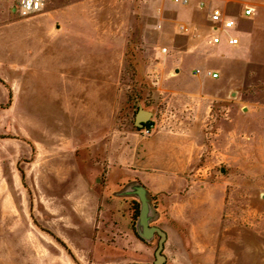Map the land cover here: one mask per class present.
I'll list each match as a JSON object with an SVG mask.
<instances>
[{
	"label": "rangeland",
	"instance_id": "374dc122",
	"mask_svg": "<svg viewBox=\"0 0 264 264\" xmlns=\"http://www.w3.org/2000/svg\"><path fill=\"white\" fill-rule=\"evenodd\" d=\"M14 6L0 0V264H155L152 227L166 236L163 264H264V79L221 64L227 95L211 107L200 160L181 178L140 176L168 183L153 189L122 161L128 133L141 113L168 110L159 72L212 70L216 47L186 64L167 0H44L33 15ZM64 8L73 12L59 19ZM60 22L84 25L85 37L47 32L38 47L37 26ZM112 55L113 125L81 108L106 81L67 70Z\"/></svg>",
	"mask_w": 264,
	"mask_h": 264
},
{
	"label": "crops",
	"instance_id": "0c3cea01",
	"mask_svg": "<svg viewBox=\"0 0 264 264\" xmlns=\"http://www.w3.org/2000/svg\"><path fill=\"white\" fill-rule=\"evenodd\" d=\"M167 2L170 10L174 13L172 21L177 25L175 29L182 35L185 42L182 52L184 62L189 64L201 50L204 51L207 47H216L217 57L211 61L217 66H214V69L210 71L218 72L219 77L213 79L206 75V71L209 69L204 71L175 69L173 72H159L156 75L157 83L166 86L159 91L163 93L162 100L169 111H159V115L153 111L148 112L147 122L152 123L151 135L146 137L148 138L146 141H141L138 144L135 143L132 136L141 134L140 128L136 127L135 132L130 130L127 137L129 142L125 143L126 149L122 151V161L128 169V174L132 176V180H140L153 189H158L161 185L168 183L166 181L158 182L159 178L153 177L154 182L148 185V182L141 179L140 176L149 173L152 174L149 176L157 174L159 177L176 176L181 178L189 175V172L200 160L201 148L207 135L206 129L210 124L211 107L215 103H222L227 95L226 87L219 82L222 73L221 64L231 63L235 69L243 65L247 66L249 70L244 68L243 72L245 79L248 77L264 79V0H188L186 5L177 4L171 0H167ZM216 9L220 10L223 15L235 19V27L229 33L238 39L236 45L230 46L224 39L220 44H212L209 36L212 31L210 15ZM247 9L251 10L250 15H245L244 12ZM72 12L70 8H64L59 11L58 17L60 19V17L71 15ZM40 17L47 20L52 18L53 14L46 12L40 14ZM28 19L30 18L25 20ZM11 23L13 22L7 25ZM83 27L82 24L62 22L55 25L53 30L51 26L43 28L37 26L36 31L39 34L37 37L41 38V40L38 39L37 45L40 47L42 43H46L44 38L47 32L55 34L58 39L66 38L68 33L75 32L79 36L78 41H80L82 37H85L79 34ZM179 27H182L183 30H178ZM33 45L34 43L32 48H34ZM27 53L26 67L36 71L33 62L36 52L29 53V49H27ZM10 57L12 61L13 55ZM200 61L203 62V60ZM114 63L112 55L106 63H101L98 66H94L90 60L87 67L82 68L74 65L67 68L69 72L75 71L77 76L74 78L76 80L101 79L106 81L103 92L99 94L100 102L98 98L96 103L90 104L91 111L88 104L81 105V108L82 111L90 112L93 117L97 118V121L112 125ZM232 78L236 80L241 79L242 76L234 71ZM98 210L99 207L94 211L92 218H97ZM135 223L136 220L134 221V230ZM133 233L136 234V230ZM63 240L67 244L66 238Z\"/></svg>",
	"mask_w": 264,
	"mask_h": 264
},
{
	"label": "built area",
	"instance_id": "2783aa9c",
	"mask_svg": "<svg viewBox=\"0 0 264 264\" xmlns=\"http://www.w3.org/2000/svg\"><path fill=\"white\" fill-rule=\"evenodd\" d=\"M13 1V0H12ZM174 3L180 5H186L188 0H171ZM44 0H15L14 9L18 11V13L22 15H33L39 13L43 8ZM245 15H250L251 10H245ZM210 21L212 23V31L209 35L211 38V42L214 45L220 44L224 39L225 42L230 45H236L238 43V39L229 33L235 27V19L228 15H223L220 10H213L210 15ZM178 30H183L182 27H179ZM167 49H163V52H166ZM206 75L216 79L219 77L218 72L214 71H206ZM141 134L145 137L151 135L152 127H142L140 128Z\"/></svg>",
	"mask_w": 264,
	"mask_h": 264
},
{
	"label": "water",
	"instance_id": "95a60500",
	"mask_svg": "<svg viewBox=\"0 0 264 264\" xmlns=\"http://www.w3.org/2000/svg\"><path fill=\"white\" fill-rule=\"evenodd\" d=\"M148 118H149V113L148 112L141 113L136 119V122H135L136 127L142 128L143 124L147 122ZM151 231L152 232H158V234L162 236V241H164V239L166 238L165 234L161 230L157 229L156 227H152ZM162 241L159 243V247H158L157 251L154 254L155 259H156L155 264H163L161 256H160V253H161V250H162V247H163V242Z\"/></svg>",
	"mask_w": 264,
	"mask_h": 264
},
{
	"label": "trees",
	"instance_id": "16d2710c",
	"mask_svg": "<svg viewBox=\"0 0 264 264\" xmlns=\"http://www.w3.org/2000/svg\"><path fill=\"white\" fill-rule=\"evenodd\" d=\"M150 126H152V123L150 121H148L145 124H143V127H150ZM137 214H138V208H135L134 212H133V216H132V222H131V227H132L133 232H135V230H134V221L137 218Z\"/></svg>",
	"mask_w": 264,
	"mask_h": 264
}]
</instances>
